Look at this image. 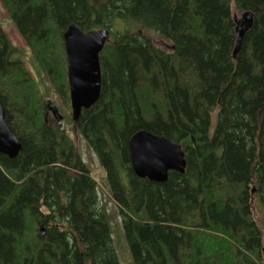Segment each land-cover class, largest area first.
Instances as JSON below:
<instances>
[{
	"label": "trees",
	"instance_id": "obj_1",
	"mask_svg": "<svg viewBox=\"0 0 264 264\" xmlns=\"http://www.w3.org/2000/svg\"><path fill=\"white\" fill-rule=\"evenodd\" d=\"M0 3L66 106L68 26L109 31L100 98L73 125L104 171L133 264H264V0ZM232 6L251 14L243 31ZM12 54L0 26V103L21 144L0 154V264H120L88 166ZM143 130L181 145L183 174L134 173L129 144Z\"/></svg>",
	"mask_w": 264,
	"mask_h": 264
},
{
	"label": "water",
	"instance_id": "obj_2",
	"mask_svg": "<svg viewBox=\"0 0 264 264\" xmlns=\"http://www.w3.org/2000/svg\"><path fill=\"white\" fill-rule=\"evenodd\" d=\"M248 14L243 26L250 21ZM107 29L84 32L80 26L70 24L63 35L67 59V77L72 120L78 121L81 111L94 106L101 92V72L99 55L107 42ZM53 116L57 110L48 103ZM60 120L61 116L58 117ZM21 150L17 137L10 131L5 121V109L0 103V154L10 159ZM130 163L134 173L156 183H164L170 171L183 174L186 162L182 147L166 138L145 130L136 133L129 144ZM44 235V229L40 230Z\"/></svg>",
	"mask_w": 264,
	"mask_h": 264
},
{
	"label": "rangeland",
	"instance_id": "obj_3",
	"mask_svg": "<svg viewBox=\"0 0 264 264\" xmlns=\"http://www.w3.org/2000/svg\"><path fill=\"white\" fill-rule=\"evenodd\" d=\"M231 13L237 27H239L240 31H243L249 24V21H247L243 26H240V23L242 21H246L248 14L235 10L233 6L231 8ZM0 26L9 38V41L12 45L13 54L11 58L23 61L26 71L30 74L33 80L32 84H35L38 87L39 93L42 95L45 102L51 103V105L57 110V115L62 117V120H60L57 117H53L50 113L48 119L53 124L64 129L67 136L72 141L74 147L77 149V152L81 155L83 161L88 166L90 175L97 184L98 197L106 212L110 235L120 264H133L131 255L124 239L123 228L118 213V208L116 207L115 202L110 196L107 180L97 156L92 150L86 147L84 141L80 138L79 134L74 128L70 105L66 106V103L55 92L54 87L51 85L47 77L38 69L37 66L35 67V63L33 61L31 53L32 51L28 48L22 37L19 35L1 3ZM128 26L130 28V31L135 33H143L154 39L156 43L159 42L158 36L153 31L143 27L138 23L120 22L118 23L117 28L119 29V27H121L123 29H129ZM37 72H39V74ZM0 90H2L4 94H7L6 87L2 88L1 86ZM28 94L29 92L26 93V95ZM256 211V215L260 218L259 220L264 223V211L260 206L259 208H256Z\"/></svg>",
	"mask_w": 264,
	"mask_h": 264
}]
</instances>
